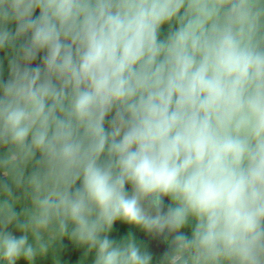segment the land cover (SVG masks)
Listing matches in <instances>:
<instances>
[{"label":"clouds","instance_id":"1","mask_svg":"<svg viewBox=\"0 0 264 264\" xmlns=\"http://www.w3.org/2000/svg\"><path fill=\"white\" fill-rule=\"evenodd\" d=\"M0 54V264H264V0H0Z\"/></svg>","mask_w":264,"mask_h":264},{"label":"trees","instance_id":"2","mask_svg":"<svg viewBox=\"0 0 264 264\" xmlns=\"http://www.w3.org/2000/svg\"><path fill=\"white\" fill-rule=\"evenodd\" d=\"M166 31L167 29L165 27L162 35L165 34ZM185 231L187 234H190V230L186 229ZM130 232L136 237L138 243H140L143 247L147 248L152 253L153 264H158V261L160 257L163 255L164 251L161 249H155L152 245L153 244L152 241L149 240L148 235L146 233H143L132 226L124 225L120 222H117L113 227L111 238L120 240ZM82 256H83V249L76 248L67 239L63 241L60 250V259L62 261V264H79V261L81 260ZM91 259L92 257L90 256L88 258V264H91ZM20 264H23V262L21 261ZM42 264H51V261L50 259L45 260L42 262Z\"/></svg>","mask_w":264,"mask_h":264},{"label":"rangeland","instance_id":"3","mask_svg":"<svg viewBox=\"0 0 264 264\" xmlns=\"http://www.w3.org/2000/svg\"><path fill=\"white\" fill-rule=\"evenodd\" d=\"M0 59H3V54H0ZM35 63H39V61H37ZM5 67H6V60H5ZM5 75H6V72H5ZM148 238L150 241H152V243H153L152 245L155 249H161L163 251L166 250L167 245L165 243H163L159 238H153L149 235H148Z\"/></svg>","mask_w":264,"mask_h":264}]
</instances>
